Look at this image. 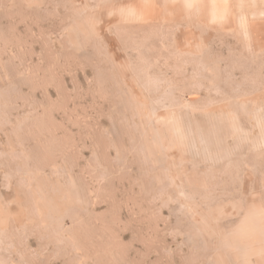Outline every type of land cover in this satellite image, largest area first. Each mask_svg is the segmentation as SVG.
<instances>
[{"label":"rangeland","instance_id":"374dc122","mask_svg":"<svg viewBox=\"0 0 264 264\" xmlns=\"http://www.w3.org/2000/svg\"><path fill=\"white\" fill-rule=\"evenodd\" d=\"M0 264H264V0H0Z\"/></svg>","mask_w":264,"mask_h":264}]
</instances>
